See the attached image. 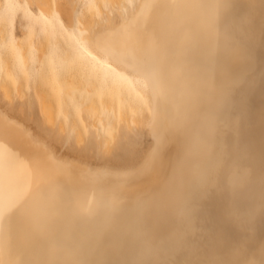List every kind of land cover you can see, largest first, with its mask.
<instances>
[{
	"label": "bare ground",
	"instance_id": "bare-ground-1",
	"mask_svg": "<svg viewBox=\"0 0 264 264\" xmlns=\"http://www.w3.org/2000/svg\"><path fill=\"white\" fill-rule=\"evenodd\" d=\"M0 89V264H264V0H0Z\"/></svg>",
	"mask_w": 264,
	"mask_h": 264
},
{
	"label": "rangeland",
	"instance_id": "rangeland-1",
	"mask_svg": "<svg viewBox=\"0 0 264 264\" xmlns=\"http://www.w3.org/2000/svg\"><path fill=\"white\" fill-rule=\"evenodd\" d=\"M30 7L33 9V11L35 12L36 10V5L35 4H30ZM69 7L71 8V4H69ZM24 10H26V8L24 6H22V8H19V9H16V10H11L9 13H7V15L5 16V23L6 25L8 26V30H9V33H7L8 35V40L10 41L11 43V46L12 48L15 50V56H16V59H17V54H18V41L21 40V42L23 43V39L26 37L25 41V45L24 47H28L27 44H28V40H27V36L29 35L28 33L25 34V31H21L23 30V28H21L22 26H25L27 29H33V30H36V31H40L42 32L43 29L42 27H40L39 24H34L30 18H29V15L28 14H25ZM78 10L81 11V13H83L84 11L82 10L80 4H78ZM71 17L72 18H75V12L72 11V8H71ZM118 19V18H117ZM22 25V26H21ZM21 29V30H20ZM37 33H34L32 34L31 36V40L35 43L37 42L36 40L40 37H37L38 34H37V38L35 37ZM43 34V33H41ZM34 36V37H33ZM76 34L75 33H68L67 34V37L68 39L70 40V44L73 45L72 46V50L74 52V54L77 52V50L79 49V45H78V42L76 40ZM33 38V39H32ZM36 38V39H35ZM30 39V37H29ZM30 41V40H29ZM23 43V44H24ZM27 43V44H26ZM39 43V40L37 42V44ZM54 52L55 53H59L57 50L55 51H51V54L49 55L50 57H53L54 56ZM60 54V53H59ZM32 60L34 61H38L39 60V56H35L34 55V51H32ZM11 63V62H10ZM76 69V68H75ZM44 70V69H43ZM42 70V71H43ZM68 70H70L68 74ZM40 71L42 77L46 74V71H44V73ZM67 71V72H66ZM66 72V73H64ZM63 72V69H62V72L61 73H64L66 78H69L68 76L70 75V77L72 76V74H74L75 72L78 73L79 70L77 68V71L76 70H73V69H65ZM74 72V73H72ZM44 74V75H43ZM64 74H62L64 76ZM38 76H40V74H38ZM37 76V78H38ZM47 76V74H46ZM46 76H44L45 80L42 79V77L38 79V81L41 79L43 81L46 82ZM61 76V77H63ZM4 77V76H3ZM5 78V77H4ZM73 78L74 80V77H71V79ZM49 79V78H47ZM51 79V78H50ZM49 79V80H50ZM62 79V78H61ZM77 79V78H76ZM76 79L74 81H76ZM79 79V78H78ZM82 79V78H80ZM40 80V83L42 82ZM64 80V78L62 79ZM67 80V79H65ZM70 80V79H68ZM48 81V80H47ZM72 81V80H71ZM78 81V80H77ZM44 83V82H42ZM42 85V84H40ZM46 85V84H45ZM49 85V84H47ZM50 86V85H49ZM42 87H48V86H44L42 85ZM51 87V86H50ZM49 89V87L47 88ZM51 89V88H50ZM1 90V89H0ZM2 91V90H1ZM0 91V109L2 111H4L8 116L18 120L19 122L23 123L27 128H30L34 134H36L38 137H41V138H44L47 140V142L49 144H51L53 146V148L55 150H57L58 152H61V153H73L71 150H70V145H71V141L69 142H61V141H57L55 140V138L53 137V135H50L48 136L45 131L40 128V125H39V122L42 121V113L40 111V108H39V105H38V102H37V99H36V96L34 95L33 91L30 89L29 90V93L28 94H25L23 95V97H21L19 94H17L16 92L13 93V98H4L1 97L3 95V93ZM2 94V95H1ZM29 95V96H28ZM51 96L53 95L52 93L50 94ZM55 95V94H54ZM32 98V101L29 102L28 101V97ZM50 96V97H51ZM22 108V109H19V108ZM86 115V114H85ZM87 116H85L86 118ZM87 120V118H86ZM137 130L139 131V133L141 135H144V138H146V143H147V140H148V135H147V131L143 128V127H139L137 126L136 127ZM95 163H101L100 160H93Z\"/></svg>",
	"mask_w": 264,
	"mask_h": 264
}]
</instances>
